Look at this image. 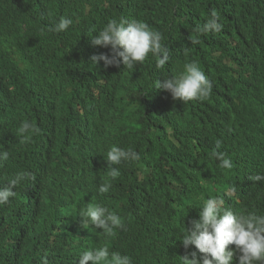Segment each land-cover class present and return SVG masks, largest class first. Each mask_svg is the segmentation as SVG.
I'll list each match as a JSON object with an SVG mask.
<instances>
[{"label": "clouds", "instance_id": "obj_1", "mask_svg": "<svg viewBox=\"0 0 264 264\" xmlns=\"http://www.w3.org/2000/svg\"><path fill=\"white\" fill-rule=\"evenodd\" d=\"M138 1L107 0L102 8H83L87 27L90 23L98 27L104 24L98 35L91 37L95 64L81 65L75 57L72 63L67 62L63 50H59L53 86L61 87L78 79L85 88L57 106L61 114L59 138L55 136L51 141L47 155L53 144L57 145L58 164H52V172L61 170L64 184L55 187L59 191L51 198L69 216L79 214L83 227L102 229L111 237L128 224L121 219L120 211L127 209L129 222H137L143 216L161 212L164 208L158 209L152 203L170 193L174 197L169 203H184L199 212L179 236L185 254L181 264H264V129L250 125L247 141L233 149V155L232 150L221 152V142L204 133V115L197 108V103L206 104L226 84L217 55L224 58V63L233 65L232 78L244 80L251 76L240 92L253 85L264 93V27L227 29L224 41L216 46L218 52L210 60L201 65L186 63L178 74L172 70L173 51L162 42L163 30L155 24L162 22L138 17ZM4 10H0V18L6 17ZM65 14L50 31L60 33L69 29L73 24L72 10ZM5 24L0 19V37L9 42V55L17 57L19 63L26 61L27 43L38 50L35 43L47 37L46 26L37 32L29 29L27 21H21L9 32ZM223 27L220 17L212 12L197 31L219 33ZM191 43L198 44L199 40L192 39ZM239 43L244 44L245 50L238 57L232 56ZM150 55L155 57L154 63L148 62ZM121 65L139 72L140 81L134 88L112 83L103 74L108 66ZM37 69L34 64L28 88L34 84ZM28 78L29 66L25 63L13 75L0 79V91L23 90ZM158 92L161 101L149 102V96ZM121 115L136 117L137 122L121 130L117 127ZM40 131L33 122L24 121L19 128L20 142ZM50 133L43 132L41 139ZM206 150L211 152V159L206 158ZM40 154L41 150L31 159ZM8 156L7 151L0 150V161ZM194 160L199 164L210 161L215 174L229 183L224 199L209 197L197 206L188 194L169 191L171 183L194 185L191 179L185 180V172ZM66 170L71 171L69 177ZM8 177L0 181V207L10 202L15 189L27 195L51 190L42 186L44 179H52L50 175L43 176L38 188L25 181L34 179L31 173L18 172ZM93 187L98 189L99 204L89 203L81 208L79 200ZM43 204L31 208L27 213L29 219L40 218ZM132 242L127 236V246ZM105 244L106 241L87 242L73 264H131L129 256L110 252ZM148 259H140L136 264Z\"/></svg>", "mask_w": 264, "mask_h": 264}, {"label": "trees", "instance_id": "obj_2", "mask_svg": "<svg viewBox=\"0 0 264 264\" xmlns=\"http://www.w3.org/2000/svg\"><path fill=\"white\" fill-rule=\"evenodd\" d=\"M0 0V10L4 8L6 17L0 18L6 29L13 31L21 21L28 22L30 30L37 32L45 27L47 37L39 39L33 50L26 44L25 59L19 63L17 57L10 56L9 42L0 37V79L13 75L27 63L29 78L25 89L17 92L0 91V150L9 153L8 159L0 161V181L5 177L14 176L18 172H28L34 179L25 180L39 187L43 176L50 175L51 180L44 179L42 186L49 191L37 195H27L17 192L7 205L0 207V264H73L81 254L87 242L100 244L105 242L109 251H117L130 257L131 264L140 259L149 258L142 264H181L185 254L180 247L181 231L190 227L198 217V209L192 210L184 203H169L173 199L170 193L157 197L152 206L161 212L143 216L137 222H129L127 209L120 211V217L127 223L115 236H106L102 229L85 228L81 217L69 216L58 208L55 198H51L64 184L62 171H53L52 164H58L55 157L57 145L53 144L50 153L47 150L51 141L59 138L60 112L57 106L73 99L75 94L85 86L78 79L65 83L61 87L52 84L54 66L59 60V50L62 49L67 62L72 63L74 57L78 63L88 66L93 63L91 37L98 35L103 25L90 23L87 27L83 20L86 6L102 8L107 0ZM72 10L70 18L73 24L65 32L57 33L49 29L66 17L65 12ZM216 12L224 27L219 33L201 34L197 31ZM138 17L161 21L155 23L163 30L162 42L173 51V68L181 74L184 65L196 62L198 65L211 59L218 52L216 46L224 41L227 29L233 27H264V0H139L137 3ZM108 23V22H107ZM106 23V24H107ZM105 27V26H104ZM264 34V30H262ZM30 37V35L28 34ZM192 39H198V44H192ZM51 46V47H50ZM245 50L239 43L232 56L238 57ZM220 62V72L226 82L223 88L217 90L214 98L206 104L197 103L199 112L204 115V133L213 141L221 142V152L231 151L248 139L250 125L264 129V93L253 85H247L251 76L244 80L232 78V64L223 62V57L217 55ZM148 62L154 63L151 55ZM36 78L31 88H28L33 66ZM112 83H119L134 88L139 83L137 69H128L124 65L108 66L103 72ZM161 101L160 93L149 96V102ZM5 120V122H3ZM31 121L41 131L32 135L24 143L20 142V125ZM137 122L136 117L121 115L117 127L126 130ZM53 130H48V128ZM47 129V130H46ZM43 132H51L45 138ZM62 134H60L61 136ZM38 138L37 140H35ZM41 154L32 158L37 151ZM205 156L211 159V152L206 150ZM44 170L48 174L44 175ZM52 172V173H50ZM70 170L65 175L69 177ZM80 176V174H77ZM73 179H76L73 176ZM191 179L194 185L181 182L168 186L171 193L188 194L192 202L199 206L209 197L227 196L229 183L215 174L210 161L199 164L198 160L191 162L185 172V180ZM99 192L96 187L79 200L81 208L89 203L99 204ZM39 219H29L28 212L33 207L41 205ZM169 203V204H168ZM238 206H236L237 208ZM135 210V208H134ZM94 227V226H93ZM132 232V233H130ZM133 239L130 246L126 237ZM110 238V239H109ZM108 239V240H107ZM92 264V262H91Z\"/></svg>", "mask_w": 264, "mask_h": 264}]
</instances>
